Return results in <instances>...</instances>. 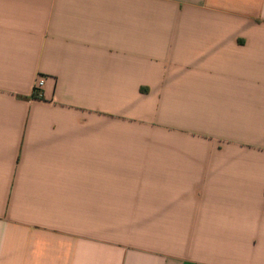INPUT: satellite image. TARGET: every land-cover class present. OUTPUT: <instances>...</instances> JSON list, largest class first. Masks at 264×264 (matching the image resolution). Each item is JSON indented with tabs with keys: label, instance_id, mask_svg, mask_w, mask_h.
<instances>
[{
	"label": "crops",
	"instance_id": "1",
	"mask_svg": "<svg viewBox=\"0 0 264 264\" xmlns=\"http://www.w3.org/2000/svg\"><path fill=\"white\" fill-rule=\"evenodd\" d=\"M0 264H264V0H0Z\"/></svg>",
	"mask_w": 264,
	"mask_h": 264
},
{
	"label": "built area",
	"instance_id": "2",
	"mask_svg": "<svg viewBox=\"0 0 264 264\" xmlns=\"http://www.w3.org/2000/svg\"><path fill=\"white\" fill-rule=\"evenodd\" d=\"M43 79L41 78H38L35 82V85H34V90H33V95L36 97V98H42V92H41V88L43 86Z\"/></svg>",
	"mask_w": 264,
	"mask_h": 264
}]
</instances>
